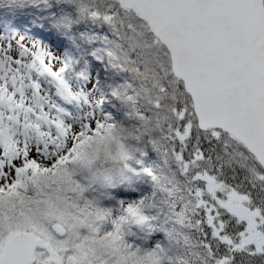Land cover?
<instances>
[{
  "label": "snow or ice",
  "instance_id": "1",
  "mask_svg": "<svg viewBox=\"0 0 264 264\" xmlns=\"http://www.w3.org/2000/svg\"><path fill=\"white\" fill-rule=\"evenodd\" d=\"M0 7L11 13L0 12V221L32 202L29 188L45 197L37 203L54 206L49 189L72 183L64 166L116 130L96 112L113 100L131 108L140 122L134 138H146L158 161L143 169L152 191L112 221L109 235L120 244L84 264H127L125 221L159 222L166 242L135 247L157 256L153 264H264V0H0ZM38 20L48 22L25 31ZM85 57L108 74L103 85ZM70 220L56 232L78 251L84 221ZM37 245L50 252L42 264H65L35 234L12 232L5 242L0 223V264H34Z\"/></svg>",
  "mask_w": 264,
  "mask_h": 264
},
{
  "label": "clouds",
  "instance_id": "2",
  "mask_svg": "<svg viewBox=\"0 0 264 264\" xmlns=\"http://www.w3.org/2000/svg\"><path fill=\"white\" fill-rule=\"evenodd\" d=\"M126 136L128 133L121 132L116 126V130L113 131L110 138L103 140L96 138L91 146L82 148L80 159L64 166L71 172L72 183L54 184L53 188L58 190L55 193L49 189L54 206L37 203V201H43L45 197H38L29 188L24 195L31 197L32 202L26 203L24 206L17 204L15 210L10 213L6 211L0 221L3 226L5 242L12 232L35 234L55 249L58 256L65 257V264H69L66 259L67 255L73 257L72 264H84V261L106 252L109 246L119 245L120 241H115L114 245V237L109 233H116V225L112 221H118L122 213H114L109 208L101 207L98 199L86 196L88 186L78 182L72 172L75 168L90 172L98 188H103L113 176L118 175L129 162L137 158V148L139 147L135 143L129 142L125 138ZM156 138L159 140L158 136ZM57 180L60 178L57 177ZM57 195L59 201H56ZM148 203L149 201H145V206ZM127 205L124 208H127ZM70 217L84 221V225L78 229L80 239L77 242L83 245L78 251L73 250L70 245L64 244L63 241L66 237L59 235L55 228L56 225H66L71 222ZM89 223L92 224L91 229L88 226ZM109 223L112 225L111 229L105 230L104 226ZM126 225L127 221L121 224L120 240L132 245L125 239ZM64 248H68L67 253L64 252ZM131 252L133 254L130 255L128 250L121 248V256L127 260V264H153L158 259L157 256L147 251L136 252L135 247L131 249ZM32 253L34 264H42L50 255L49 249L41 245H37Z\"/></svg>",
  "mask_w": 264,
  "mask_h": 264
},
{
  "label": "trees",
  "instance_id": "3",
  "mask_svg": "<svg viewBox=\"0 0 264 264\" xmlns=\"http://www.w3.org/2000/svg\"><path fill=\"white\" fill-rule=\"evenodd\" d=\"M28 11V15L31 18V11ZM0 12H8L11 14L7 7H0ZM40 16H46V12L38 13ZM48 21L38 20L36 24L45 23ZM33 25H26L25 31L31 32ZM95 30L106 31V28L96 25ZM42 38V37H41ZM49 43H51L49 41ZM56 51L63 52V49H55ZM89 63L93 66V74L99 72L102 85L107 80V73L103 72L95 62ZM123 76H129L128 73H124ZM116 81H122L123 77L117 75ZM105 111V117L107 122L112 123L122 130L123 133H132V136H126L125 138L135 143L139 148L144 149V155L140 152L137 153V158L123 168L121 172L113 176L109 183H106L103 188H98L95 179L92 174L86 170L75 168L73 169V176L78 182L88 186V191L91 196H95L101 207L111 209L114 213L121 212L122 208L129 203H136L143 199L150 193V186L152 184L151 177L143 171L145 167L153 166L158 161L157 153L147 144L146 138L137 141L134 137L137 134V129L140 127L138 119L131 114V108L128 105L122 104L119 101L107 100L105 104L101 106ZM102 110V111H103ZM140 161L137 163V161ZM243 174L241 173V178ZM92 190V191H91ZM86 192V194L88 193ZM85 194V195H86ZM88 196V195H86ZM89 197V196H88ZM92 198V197H90ZM155 227L149 228L148 225L127 224L125 226V239L133 245V247H139L142 250L153 247L157 242H163L159 236L158 227L159 222H152ZM112 225L106 224L105 230H110ZM157 231V233H155ZM156 240V241H155Z\"/></svg>",
  "mask_w": 264,
  "mask_h": 264
},
{
  "label": "rangeland",
  "instance_id": "4",
  "mask_svg": "<svg viewBox=\"0 0 264 264\" xmlns=\"http://www.w3.org/2000/svg\"><path fill=\"white\" fill-rule=\"evenodd\" d=\"M39 24H33V27H36V26H38ZM44 31L45 32H47V31H49V29L48 28H45L44 29ZM56 51V50H55ZM57 53H61V52H59V51H57ZM103 107L101 108H98L97 110H96V112H97V117H105V111L103 110ZM92 191V190H91ZM152 191V184H151V186H150V192ZM89 193H91V192H89L88 191V193L86 194V195H88L89 197H92V198H96L94 195L93 196H91ZM158 232H159V236H160V238L162 239V241L163 242H166V235H165V232L164 231H162L161 229L160 230H158ZM155 233H157V231H155ZM156 241V240H155Z\"/></svg>",
  "mask_w": 264,
  "mask_h": 264
}]
</instances>
